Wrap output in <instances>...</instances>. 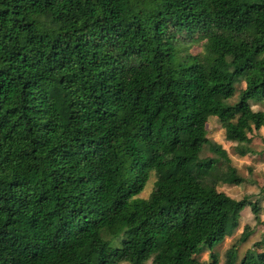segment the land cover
<instances>
[{
	"label": "trees",
	"instance_id": "1",
	"mask_svg": "<svg viewBox=\"0 0 264 264\" xmlns=\"http://www.w3.org/2000/svg\"><path fill=\"white\" fill-rule=\"evenodd\" d=\"M251 100L264 0H0V264H219L259 202L206 124L251 154ZM248 234L222 264H264Z\"/></svg>",
	"mask_w": 264,
	"mask_h": 264
},
{
	"label": "rangeland",
	"instance_id": "2",
	"mask_svg": "<svg viewBox=\"0 0 264 264\" xmlns=\"http://www.w3.org/2000/svg\"><path fill=\"white\" fill-rule=\"evenodd\" d=\"M199 51V45H193L190 49L192 53ZM250 106L252 110L264 111V100L262 102L251 100ZM206 137L219 145L221 151L225 153L229 159L230 165L242 179V182L237 185L219 183L217 185V190L233 199L247 197L249 201L257 200L259 202L257 220L253 218V215L247 207H243L238 216V227L230 231L221 242L215 245L213 251L217 252L219 256V264L223 263L224 250L228 249L232 244H235L243 229L247 230L249 234L243 243L238 244V254H249L250 252L262 253L264 252V189L261 192V188H264V127H261L257 132L251 135L247 145L252 149V153L244 156H238L235 153V144L224 138L223 130L214 117H210L207 121ZM201 157H207L208 159L214 158L212 154L206 151L202 153ZM217 161L218 159H213V168H216L220 164ZM153 181V177H150L140 197L146 198L148 196ZM207 255L208 251H203L198 256V259L200 261H205ZM118 264L127 263L120 262ZM144 264H149V262L147 261Z\"/></svg>",
	"mask_w": 264,
	"mask_h": 264
}]
</instances>
